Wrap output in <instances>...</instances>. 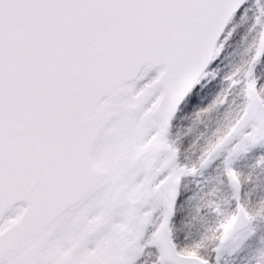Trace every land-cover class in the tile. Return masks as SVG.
I'll use <instances>...</instances> for the list:
<instances>
[{
    "label": "snow or ice",
    "instance_id": "6c2138e0",
    "mask_svg": "<svg viewBox=\"0 0 264 264\" xmlns=\"http://www.w3.org/2000/svg\"><path fill=\"white\" fill-rule=\"evenodd\" d=\"M242 21L249 59L206 104ZM262 56L264 0H0V264H264V195L238 167L264 169ZM223 104L227 122L186 160L178 117ZM208 170L227 196L184 190ZM198 198L211 244L174 233Z\"/></svg>",
    "mask_w": 264,
    "mask_h": 264
},
{
    "label": "rangeland",
    "instance_id": "374dc122",
    "mask_svg": "<svg viewBox=\"0 0 264 264\" xmlns=\"http://www.w3.org/2000/svg\"><path fill=\"white\" fill-rule=\"evenodd\" d=\"M239 28H241V29H239ZM238 29L241 32H243L242 33L243 36L240 39L241 40L240 43H242V44H241L240 50L235 49L234 51L237 54L235 59L237 60L238 55H239V63L241 64L240 66H242L249 59L250 52L253 48L254 34L247 30V27L243 21L240 22L238 27L236 29H234L232 33L236 34V31ZM229 37H230V35L225 37L226 46H228L231 43V40ZM230 51H231V47L227 49L228 53ZM224 54L225 53L223 51L221 61H220V62H223L222 64H224L226 61ZM212 70H214V69H212ZM218 94H221V92H218ZM234 95H235V93L233 92V96ZM217 98H218V96L215 94V97L213 99L216 100ZM231 98L232 97L230 96L229 99L231 100ZM230 109L234 110V108L233 109L231 108L230 104H223L217 110L213 111L214 114L217 115V117L214 120L215 126H217V125L223 126L227 122L229 115H230ZM213 112L211 113V118H212ZM183 119H184V117H179L177 119V122H179V120H183ZM190 122H192L191 125L197 133L204 130V127L201 126V122L198 121L196 118L195 119L190 118ZM211 122H212V120H211ZM178 124L180 125V123H178ZM176 131H179V132H177V139L178 140L179 139H186L189 136H191L192 134L197 135V133L186 132L182 128L177 129V127L175 125V132H174V138L175 139H176V137H175ZM180 131L185 132V134L181 133ZM193 139H195L194 135H193ZM240 163H242V165ZM253 163H254L253 158L248 157V158L241 160L239 162V165H241V168L245 167L246 170L249 171V172H247L248 176H249V174H251V176L249 178L254 179L253 180L254 183H252V185H251L252 188L257 187L258 189L261 190L262 188H264V169L259 168V167H253ZM212 175H213V179H211L210 182L204 181L199 185L200 188H202V191L205 193L211 192L212 195L215 196L217 199H220L222 197L227 196L228 194H227L226 190H222V192L216 190V189L220 188L219 181L217 180V179H219V174L216 172H213ZM200 188L197 190H200ZM193 204H194V202H192V204H190L189 206H184L181 208L182 218H187V221L189 224L186 228L184 227L183 234L184 235H190L189 238H192V239L198 238L201 234H205L206 242L208 244H211L208 237H209V230H210L209 226L212 224V218L206 213H203V214L199 213L197 211V207H196L197 205L202 207L204 204V200H203V198H198L197 204L196 205H193ZM194 217H195V219H194ZM184 237H186V236H184ZM225 264H247V259L243 257V254L241 256V259H235L232 256H226L225 257Z\"/></svg>",
    "mask_w": 264,
    "mask_h": 264
},
{
    "label": "flooded vegetation",
    "instance_id": "af4514ba",
    "mask_svg": "<svg viewBox=\"0 0 264 264\" xmlns=\"http://www.w3.org/2000/svg\"><path fill=\"white\" fill-rule=\"evenodd\" d=\"M208 82H209V80H208ZM209 86H210V84L208 85L207 90H205V92H204V103H206V104H209L208 99H210V95H211V91H210L211 87H209ZM196 107H198V106H196ZM195 116H196V114H195ZM201 116L203 119V121L201 122L202 127L205 128L206 125L209 127H214L213 119L211 117H209V114H207V116H206V114L202 113ZM211 120H212V122H211ZM201 145H202V141L196 140V136H195V139L186 148V150L184 152V158L188 161H191L194 158L195 153L200 150ZM240 164L242 165V163H240ZM241 165H238V167L240 168V170L242 172V176H241L242 185L246 191L252 193V200L255 203L260 198V195H264V190H263L264 188H262L261 190L258 189L257 187L252 188L251 185H252V183H254L253 182L254 179L249 178V176L247 175V172H249V171H247L245 167L241 168ZM212 174H213V171L208 170L203 175H196V176L187 177L184 181V190L188 193H195L198 191H202V188H200L199 185L204 181L210 182V180L213 179ZM217 180L219 181V179H217ZM199 188H200V190H197ZM220 192H222V190H220ZM227 194H228V192H227ZM193 202H194L193 205L197 204V200H195ZM185 206H189V205H185ZM180 213H181V210H180ZM188 225L189 224H188L187 218H182V215H180V218L174 224L175 235L181 239H183L184 236L190 237V235H184L183 234L184 227L186 228ZM209 227H210V230H209V237L208 238H209L210 242L213 243V238H214V231H213L214 220L213 219H212V224ZM182 254L186 255V256L193 255V253L189 252V251H184ZM148 264H152V261L149 260Z\"/></svg>",
    "mask_w": 264,
    "mask_h": 264
},
{
    "label": "trees",
    "instance_id": "16d2710c",
    "mask_svg": "<svg viewBox=\"0 0 264 264\" xmlns=\"http://www.w3.org/2000/svg\"><path fill=\"white\" fill-rule=\"evenodd\" d=\"M241 29V28H239ZM237 30L236 31V34L235 33H232L230 35V40H231V43L226 46V42H225V38L223 39V51H224V55H225V58H226V61L224 64H222L223 62H220V64L214 68V70H209L208 72V75H207V81L209 80L210 83V86L209 87H212L213 84V88L210 89V91L213 93L214 92V97H215V94L217 95L218 92H221V95L223 94V90L224 88L226 87V82L223 80V76L225 74H227L228 72L232 71L234 68L240 66L241 64L239 63V55H238V59L236 60V52L234 51L235 49L237 50H240V47H241V38H242V33L240 30ZM228 36V35H227ZM226 46V47H225ZM231 47V51L228 53L227 52V49ZM256 75L257 77L259 78L258 79V85L260 83H264V56H262L256 66ZM207 90V88H206ZM213 97V98H214ZM232 99V98H231ZM212 100L214 101V99H211V102ZM211 104V103H210ZM195 108V107H194ZM231 108H235V105H231ZM184 117L188 116L189 118H186L184 120H179V122L176 123V127L177 129H180L182 128L184 131L186 132H190V133H197L194 128L192 127L191 123L190 122V118H193V116L195 115V109H193V111L191 113H187V114H182ZM215 115V118L217 117L216 114ZM180 123V125L178 124ZM180 126V127H179ZM217 127V126H215ZM222 127V126H220ZM177 132L179 131H176V139H177ZM181 133H184L183 131H180ZM193 135L196 136V134H192L191 137H192V141L194 140L193 139ZM214 231V230H213ZM215 235V233H214Z\"/></svg>",
    "mask_w": 264,
    "mask_h": 264
}]
</instances>
